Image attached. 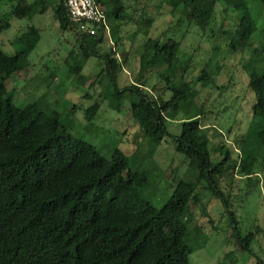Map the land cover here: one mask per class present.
<instances>
[{
    "label": "trees",
    "instance_id": "trees-1",
    "mask_svg": "<svg viewBox=\"0 0 264 264\" xmlns=\"http://www.w3.org/2000/svg\"><path fill=\"white\" fill-rule=\"evenodd\" d=\"M96 2L116 21L111 26L119 29L126 18L124 1ZM218 3L234 12L237 20L234 29L223 30L227 48L249 54L244 67L253 93L251 118L260 123L259 143L264 149V44L259 45L264 0H159L158 6L179 9L188 23L212 34ZM30 6L18 1L11 12L25 17ZM54 16L60 31L76 30L83 62L90 56L104 62L97 80L102 97L84 108L85 118L91 120L107 96L119 101L133 92L137 96L130 103V113L144 135L155 145L166 137L171 139L175 151L188 159L199 180L204 179L218 192L227 209L228 202L212 179L227 171L223 168L225 159L214 163L209 156L197 118L202 108L195 105L194 114L181 122L178 133L167 130V120L194 98L183 76L188 61H183L179 74L175 62L165 61L166 56L179 52V42L147 39L145 49L150 51L148 44L152 51L145 65L139 68L135 82L120 88L116 81L120 61L111 51L98 49L104 26L96 35L82 33L70 20L64 0L54 6ZM8 26V20L0 19V33ZM15 39L22 44L20 49L10 54L0 49V264H191L192 238L185 219L189 205L197 200L196 187L180 180L156 207L142 196L149 181L147 174L131 169L122 150L114 148L105 155L88 141L73 136L56 110L48 112L35 101H15V90L7 89L4 82L26 66V58L39 39L38 28L28 25ZM163 62L158 74L170 92L168 98L144 91L142 79L148 69ZM217 72V65H205L197 80L207 85L210 75ZM243 145L242 138L238 163L248 175L254 158L242 154ZM223 152L227 160V148ZM236 165L233 161L232 167ZM228 212L235 225L233 212ZM251 235H238L240 247L253 254L255 264H264L249 246Z\"/></svg>",
    "mask_w": 264,
    "mask_h": 264
},
{
    "label": "rangeland",
    "instance_id": "rangeland-1",
    "mask_svg": "<svg viewBox=\"0 0 264 264\" xmlns=\"http://www.w3.org/2000/svg\"><path fill=\"white\" fill-rule=\"evenodd\" d=\"M18 1L31 5L25 17L11 12ZM123 1L127 7L126 18L116 30L111 26L116 21L105 15L107 33L103 34L98 49L111 51L120 61L116 81L122 88L135 82L139 68L145 65L152 51L148 44L150 51L145 49L147 39L164 41L168 38L179 42V52L166 56L165 61L175 62L178 74L183 61H188L183 76L194 98L167 120V130L178 133L181 122L194 114L195 105L202 108L197 118L205 133L209 156L214 163L225 159L223 168L227 171L213 175L212 179L215 189L226 198L227 209L218 192L210 189L204 179L199 180L196 171L189 167L188 159L175 151L171 139L166 137L155 145L144 135L130 113V103L137 96L133 92H127L119 101L107 96L94 117L85 118L84 108L102 97L97 80L104 62L94 56L82 61L76 30L62 32L59 29L54 16L58 0L0 1V19L9 21V26L0 33L3 52L10 54L22 47L15 37L28 25H34L39 32V39L26 58V66L5 80L6 88L15 90V101H35L48 112L56 110L73 136L88 141L105 155L114 148L122 150L131 169L147 174L149 181L142 196L154 206L163 204L178 181L193 184L197 200L189 205L185 219L187 234L192 238L191 264H255L253 254L241 249L242 241L238 237L244 238L249 232H252L249 246L264 263V149L259 143L260 123L251 118L253 93L247 85L248 71L244 67L249 54L229 50L223 33V30L234 29L235 13L218 3L211 34L188 23L179 9L171 11L167 5L158 6L159 0ZM259 28L261 45L264 44V10ZM163 65L164 62L148 69L142 79L144 91L168 98L170 92L158 74ZM205 65H217L218 72L210 75L207 85H202L197 78ZM242 138V154L254 158L248 175L238 163ZM221 146L228 150L227 160ZM233 161L237 164L234 167ZM229 210L234 214L235 225L230 221Z\"/></svg>",
    "mask_w": 264,
    "mask_h": 264
},
{
    "label": "built area",
    "instance_id": "built-area-1",
    "mask_svg": "<svg viewBox=\"0 0 264 264\" xmlns=\"http://www.w3.org/2000/svg\"><path fill=\"white\" fill-rule=\"evenodd\" d=\"M69 18L76 23L78 29L86 35H96L104 26L107 33L103 8L96 0H64Z\"/></svg>",
    "mask_w": 264,
    "mask_h": 264
}]
</instances>
